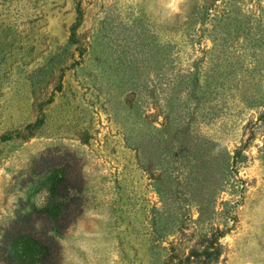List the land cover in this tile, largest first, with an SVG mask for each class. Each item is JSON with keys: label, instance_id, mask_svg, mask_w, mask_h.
Returning <instances> with one entry per match:
<instances>
[{"label": "rangeland", "instance_id": "obj_1", "mask_svg": "<svg viewBox=\"0 0 264 264\" xmlns=\"http://www.w3.org/2000/svg\"><path fill=\"white\" fill-rule=\"evenodd\" d=\"M65 173L60 264H264V0H0V243Z\"/></svg>", "mask_w": 264, "mask_h": 264}, {"label": "trees", "instance_id": "obj_2", "mask_svg": "<svg viewBox=\"0 0 264 264\" xmlns=\"http://www.w3.org/2000/svg\"><path fill=\"white\" fill-rule=\"evenodd\" d=\"M79 178L68 173L51 185V203L33 208L14 219L0 243V259L5 264H60L61 247L55 234L64 232L79 216L82 198L78 194ZM69 190H75L70 194ZM212 243V242H211ZM220 243L195 248L187 256H177L173 264H210V254L218 255ZM170 264V263H167Z\"/></svg>", "mask_w": 264, "mask_h": 264}]
</instances>
